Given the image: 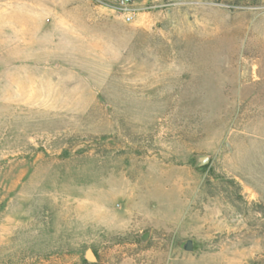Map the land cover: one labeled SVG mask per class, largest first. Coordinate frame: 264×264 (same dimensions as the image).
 I'll list each match as a JSON object with an SVG mask.
<instances>
[{"label":"rangeland","instance_id":"obj_1","mask_svg":"<svg viewBox=\"0 0 264 264\" xmlns=\"http://www.w3.org/2000/svg\"><path fill=\"white\" fill-rule=\"evenodd\" d=\"M167 2L0 0V264H264V0Z\"/></svg>","mask_w":264,"mask_h":264},{"label":"built area","instance_id":"obj_2","mask_svg":"<svg viewBox=\"0 0 264 264\" xmlns=\"http://www.w3.org/2000/svg\"><path fill=\"white\" fill-rule=\"evenodd\" d=\"M108 8L116 11L121 19L129 23L141 12L147 9V6H142L135 3L133 0H97Z\"/></svg>","mask_w":264,"mask_h":264},{"label":"water","instance_id":"obj_3","mask_svg":"<svg viewBox=\"0 0 264 264\" xmlns=\"http://www.w3.org/2000/svg\"><path fill=\"white\" fill-rule=\"evenodd\" d=\"M208 160V156L207 155H201L199 156L198 158V164L199 165H202L204 164L206 161ZM142 240H144L145 238V234L142 235ZM180 247L185 250V251H192L193 249V241L191 238H187L185 240H183L180 244ZM85 257L87 260L89 261H95L96 260V256L95 254L93 253V251L88 248L86 251H85Z\"/></svg>","mask_w":264,"mask_h":264},{"label":"crops","instance_id":"obj_4","mask_svg":"<svg viewBox=\"0 0 264 264\" xmlns=\"http://www.w3.org/2000/svg\"><path fill=\"white\" fill-rule=\"evenodd\" d=\"M137 3H140V2H144V1H146V0H135ZM150 1H152L154 4V7H163V6H166V5H168L169 4V2H164V0H150Z\"/></svg>","mask_w":264,"mask_h":264}]
</instances>
